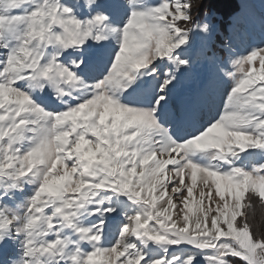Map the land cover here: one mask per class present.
Masks as SVG:
<instances>
[{
  "label": "snow or ice",
  "instance_id": "snow-or-ice-1",
  "mask_svg": "<svg viewBox=\"0 0 264 264\" xmlns=\"http://www.w3.org/2000/svg\"><path fill=\"white\" fill-rule=\"evenodd\" d=\"M97 3L83 0L89 15L80 19L60 0H0V189L36 185L23 231L0 211V244L18 239L20 264L45 255H59L55 264H258L264 47L216 65L231 83L214 112L202 101L221 86L215 73L176 92L190 87L192 33L209 31L193 18L192 0H126L119 25ZM110 39L116 47L91 81L82 58L61 59ZM45 87L59 107L36 98ZM132 96L140 99H124ZM121 196L135 211L106 234L103 213ZM82 209L101 218L85 226Z\"/></svg>",
  "mask_w": 264,
  "mask_h": 264
},
{
  "label": "rangeland",
  "instance_id": "rangeland-1",
  "mask_svg": "<svg viewBox=\"0 0 264 264\" xmlns=\"http://www.w3.org/2000/svg\"><path fill=\"white\" fill-rule=\"evenodd\" d=\"M256 0L253 3L249 4L246 9V16H249L250 21L253 22V30L252 32L242 36V39H238L234 37L232 45L229 46L227 44L228 37L224 36L223 39V50L224 55L217 59L213 56V60L208 57H201L207 52V47L211 46V40L213 38L214 32L216 30V35L219 37L220 32L217 30V27L212 24L209 17L203 18L202 20H197L200 23H208L209 31L207 34H203L199 31H195L192 33L191 43L189 45L190 52H196V64L191 68V77L185 78V82L188 88L184 86H178L176 89L177 94L185 95L191 91V85L199 83L200 81L206 79L212 73L218 77L221 81L220 88L217 89L216 93L208 99V102L202 101V103L206 104L207 107L211 108L212 111H218L222 109V99L223 92L227 88V84L231 83V81H227L224 77L218 72L216 65L218 63H223L229 55L232 58L238 57L240 55H246L247 52L253 47H264V0ZM62 4L68 6L73 9L74 14L80 19H84L89 15L87 9H85L83 0H60ZM151 4L159 3V0H149ZM100 10L104 11L109 17L110 22L114 25L122 24L123 20L128 14V5L126 0H98L97 6ZM96 7L93 8V11L96 10ZM248 14V15H247ZM236 27L235 24L231 23L230 28L233 29ZM243 34V33H242ZM6 41L14 44L12 36L6 35ZM240 41V42H239ZM226 44V45H225ZM116 47V43L114 40L103 41L99 44L93 43L89 40L83 49L79 52L73 51L69 49L65 52L61 59L63 63L68 64L71 60L74 59H83L84 67L81 69V75L87 81H91L98 72L96 71L99 67L104 64L108 57L109 53L114 50ZM3 51V50H0ZM225 66L232 70L231 64L227 63ZM258 66V65H257ZM182 79L184 77V73L181 74ZM79 85H72V87H78ZM36 98L45 104L48 107H59L57 100L53 98L52 90L48 87H45L43 92L36 90L34 92ZM67 99V98H66ZM126 100H137L139 97H125ZM243 156V154H241ZM206 162V161H204ZM252 162H259L257 158L256 161H245L241 159L238 161V164H246L247 166H251ZM6 183L10 184L11 181H6ZM36 187L35 184L31 182L20 181V187L16 189L9 188L7 192H4L3 189H0V205H3L2 210L10 218H14V227L19 228L23 231V217L25 215V210L27 207L26 200L31 196L33 189ZM6 193V194H5ZM106 193H102L98 200H102L105 198ZM111 205L114 206L117 210L111 213H103V218L106 224V234L111 229L118 228L121 224L125 222L124 217L125 214H132L135 211L136 206L132 205L126 197L121 196L119 199L112 197L110 201ZM109 202L105 200L103 207H108ZM92 207V206H90ZM101 216L97 214L96 216H89L87 212L83 209L81 210V215L79 216L80 222L87 226L93 223H96ZM179 219V217L177 218ZM260 221V215L257 213L256 217V227L255 231L261 229L264 235V222L261 224L257 223ZM260 227V228H258ZM258 234V232H257ZM64 235L68 236L70 239L72 238V234L70 231H65ZM115 234H111V238L114 239ZM15 239V238H14ZM37 239L42 240L43 237H37ZM51 239V237H48ZM105 246H108V240L104 241ZM71 245L68 249H65V254L70 250ZM154 250L153 246L150 245L147 251L152 253ZM187 252L184 253V256H187ZM20 255V243L18 239L15 240H6L2 244H0V264H9L10 259L19 260ZM56 259H59V255L56 256H39L40 264H55ZM198 264H205V261L201 258H198Z\"/></svg>",
  "mask_w": 264,
  "mask_h": 264
},
{
  "label": "trees",
  "instance_id": "trees-1",
  "mask_svg": "<svg viewBox=\"0 0 264 264\" xmlns=\"http://www.w3.org/2000/svg\"><path fill=\"white\" fill-rule=\"evenodd\" d=\"M195 2L196 0H192V3ZM254 2L255 0H199V7L192 9L194 19L202 20L203 18L209 17L210 21L217 27L221 35L218 37L215 30L211 40V46L207 47L206 54L201 57H208L211 61H215L213 60V56L220 59L224 55L222 37H228L226 42L231 46L234 37L240 40L242 36L254 31L253 22L250 21L249 16H246L247 6L251 3L254 4ZM255 4H258L257 0ZM205 9L207 10L206 12ZM231 23L235 24L236 27L231 29ZM210 98L211 96L208 99ZM208 99L206 102H208ZM263 222L264 220L260 218L257 226ZM257 232V235H263L261 229H258Z\"/></svg>",
  "mask_w": 264,
  "mask_h": 264
},
{
  "label": "clouds",
  "instance_id": "clouds-1",
  "mask_svg": "<svg viewBox=\"0 0 264 264\" xmlns=\"http://www.w3.org/2000/svg\"><path fill=\"white\" fill-rule=\"evenodd\" d=\"M199 7V0H196L195 3H192V8H198ZM207 10L205 9V12ZM192 16L194 18V13L192 12ZM39 79V74L37 73V80ZM36 81H29V83H35ZM39 162V161H37ZM6 194V193H5ZM257 260L258 264H264V250H261L260 252L257 253ZM9 264H20L19 260H13L10 259ZM34 264H40L39 256H36L34 259Z\"/></svg>",
  "mask_w": 264,
  "mask_h": 264
}]
</instances>
